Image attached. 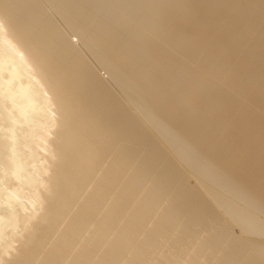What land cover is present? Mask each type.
Listing matches in <instances>:
<instances>
[{
	"label": "bare ground",
	"instance_id": "obj_1",
	"mask_svg": "<svg viewBox=\"0 0 264 264\" xmlns=\"http://www.w3.org/2000/svg\"><path fill=\"white\" fill-rule=\"evenodd\" d=\"M0 264H264V0H0Z\"/></svg>",
	"mask_w": 264,
	"mask_h": 264
},
{
	"label": "rangeland",
	"instance_id": "obj_2",
	"mask_svg": "<svg viewBox=\"0 0 264 264\" xmlns=\"http://www.w3.org/2000/svg\"><path fill=\"white\" fill-rule=\"evenodd\" d=\"M79 42V41H78ZM127 102L131 105V106H134L133 103L130 102V100L128 98H126ZM135 108V106H134ZM135 110L137 111V113L141 116L140 112L135 108ZM142 117V116H141ZM144 119V118H143ZM144 121L146 122V120L144 119ZM154 131V130H153ZM155 132V131H154ZM156 134V132H155ZM181 165H183V163L181 162ZM192 175L194 176V179H196V176L195 174L192 173Z\"/></svg>",
	"mask_w": 264,
	"mask_h": 264
}]
</instances>
